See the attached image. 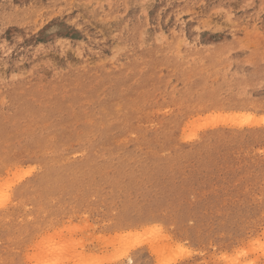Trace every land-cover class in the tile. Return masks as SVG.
<instances>
[{"label": "rangeland", "instance_id": "obj_1", "mask_svg": "<svg viewBox=\"0 0 264 264\" xmlns=\"http://www.w3.org/2000/svg\"><path fill=\"white\" fill-rule=\"evenodd\" d=\"M0 194V264H264V0H0Z\"/></svg>", "mask_w": 264, "mask_h": 264}, {"label": "bare ground", "instance_id": "obj_2", "mask_svg": "<svg viewBox=\"0 0 264 264\" xmlns=\"http://www.w3.org/2000/svg\"><path fill=\"white\" fill-rule=\"evenodd\" d=\"M6 198H7V194H6L5 199H6ZM0 200H2V201H1V203H2L3 200H4V195H3V194H0ZM1 203H0V204H1ZM154 233H155V230H154ZM148 234H149V233H148ZM152 234H153V233H152ZM149 235H150V234H149ZM154 235H155V234H154ZM157 237H158V236H157ZM146 239H147V238H146ZM158 239H159V238H158ZM130 240H131V239H130ZM147 240H148V239H147ZM123 241H124V240H123ZM150 241H151V240H150ZM157 241H158V240H157ZM159 241H160V240H159ZM124 242H125V241H124ZM140 242H141V240H140ZM140 242H139V243H140ZM153 242H154V241H152V242L150 243V246L153 245V246H151V247H150L149 244H148V246H149L148 248H149V249H151L152 247L155 248V245L153 244ZM161 242H162V241H161ZM127 243H128V242H127ZM142 243H144V242H142ZM147 243H148V242H147ZM145 244H146V243H145ZM157 244H158V243H157ZM158 247H159V246H158ZM151 250H152V249H151ZM151 250H150V251H151ZM153 250H154V249H153ZM153 250H152V251H153ZM161 250H162V249H161ZM48 251H49V250H48ZM158 258H159V257H158ZM166 263H168V262H166Z\"/></svg>", "mask_w": 264, "mask_h": 264}]
</instances>
